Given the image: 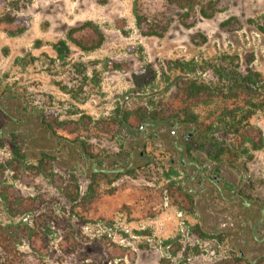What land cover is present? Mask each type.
Returning a JSON list of instances; mask_svg holds the SVG:
<instances>
[{
  "label": "rangeland",
  "instance_id": "374dc122",
  "mask_svg": "<svg viewBox=\"0 0 264 264\" xmlns=\"http://www.w3.org/2000/svg\"><path fill=\"white\" fill-rule=\"evenodd\" d=\"M209 1L210 19L164 0H0V224L38 231L45 264L263 253L264 148L245 154L242 134L264 138V0ZM187 79L209 88L192 107L208 141L236 158L214 159L187 126L139 121L176 110ZM236 82L239 103L224 99Z\"/></svg>",
  "mask_w": 264,
  "mask_h": 264
},
{
  "label": "trees",
  "instance_id": "16d2710c",
  "mask_svg": "<svg viewBox=\"0 0 264 264\" xmlns=\"http://www.w3.org/2000/svg\"><path fill=\"white\" fill-rule=\"evenodd\" d=\"M167 4L176 6L180 9H193L200 6V15L203 18L210 19L216 12L215 4L209 1L205 3L204 0H164ZM7 22H10L8 20ZM86 24L85 26H88ZM70 32L68 38L71 40ZM101 40V39H100ZM101 41H99L98 45ZM97 45V46H98ZM56 52L60 58L65 57L69 49L64 41L59 43ZM139 73H134V78H137ZM258 76V75H255ZM248 78V77H247ZM245 78V81L247 80ZM244 84L236 82L233 86L227 89V93L224 97L225 100L240 102L242 95L244 94ZM180 97H178V106L176 110L171 111L169 114H148V116L143 115L139 118L140 122L153 124L152 122H165L168 124H178L180 126H187L194 130V135H192V141L200 146V148L211 149L212 157L214 159H220L222 157H233L230 151H225L223 149L214 150L211 143L208 141L206 134L207 129H203V125L199 122L198 116L192 112V107L196 104L209 105L211 102V95L209 88L204 85H199L193 80H185L181 83L180 87ZM225 117V114H224ZM124 120H128V116L124 117ZM220 122L224 118L218 119ZM248 116L242 118V122H246ZM238 124H241L239 121ZM234 127V126H233ZM242 140L244 144L248 147L245 149V154L247 151H259L264 148V138L262 131L259 128L249 126L248 130L242 134ZM43 158H47V155L41 153L38 159L39 165L43 168L47 166L44 163ZM25 159V154L20 148L16 147L13 150V160L20 161ZM1 168V167H0ZM18 212L9 210V215L15 217ZM40 233L33 229V227L28 226L26 223H10L7 225L0 224V264H45L44 255L40 254V249L42 245H38L40 240ZM264 250V239L261 241ZM23 245L27 246L28 251H22L20 247ZM231 256L217 261L213 264H264V251L258 257H251L247 253L237 250L234 246L231 247ZM186 264V263H183Z\"/></svg>",
  "mask_w": 264,
  "mask_h": 264
},
{
  "label": "flooded vegetation",
  "instance_id": "af4514ba",
  "mask_svg": "<svg viewBox=\"0 0 264 264\" xmlns=\"http://www.w3.org/2000/svg\"><path fill=\"white\" fill-rule=\"evenodd\" d=\"M177 155V160H179V162L181 163V166L180 167H184L185 165H187L188 163H185V158L183 156L187 155L186 151L181 149L179 145H177V143H175L174 147H173V152H172V155L174 156ZM174 161H171V163H173ZM190 166H192L193 162L190 161ZM189 166V165H188ZM211 177H208V180L210 181Z\"/></svg>",
  "mask_w": 264,
  "mask_h": 264
}]
</instances>
